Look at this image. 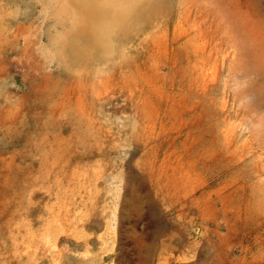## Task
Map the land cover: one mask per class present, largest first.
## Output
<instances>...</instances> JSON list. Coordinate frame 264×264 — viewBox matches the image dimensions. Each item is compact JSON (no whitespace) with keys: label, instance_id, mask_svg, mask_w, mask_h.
Here are the masks:
<instances>
[{"label":"rangeland","instance_id":"rangeland-1","mask_svg":"<svg viewBox=\"0 0 264 264\" xmlns=\"http://www.w3.org/2000/svg\"><path fill=\"white\" fill-rule=\"evenodd\" d=\"M0 0V264H264V0Z\"/></svg>","mask_w":264,"mask_h":264},{"label":"bare ground","instance_id":"bare-ground-1","mask_svg":"<svg viewBox=\"0 0 264 264\" xmlns=\"http://www.w3.org/2000/svg\"><path fill=\"white\" fill-rule=\"evenodd\" d=\"M83 25L94 47L104 46V38H111L125 21L133 16V0H78Z\"/></svg>","mask_w":264,"mask_h":264}]
</instances>
